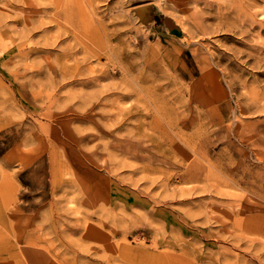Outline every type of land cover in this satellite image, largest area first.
I'll list each match as a JSON object with an SVG mask.
<instances>
[{
  "label": "rangeland",
  "instance_id": "374dc122",
  "mask_svg": "<svg viewBox=\"0 0 264 264\" xmlns=\"http://www.w3.org/2000/svg\"><path fill=\"white\" fill-rule=\"evenodd\" d=\"M0 264H264V0H0Z\"/></svg>",
  "mask_w": 264,
  "mask_h": 264
},
{
  "label": "bare ground",
  "instance_id": "6f19581e",
  "mask_svg": "<svg viewBox=\"0 0 264 264\" xmlns=\"http://www.w3.org/2000/svg\"><path fill=\"white\" fill-rule=\"evenodd\" d=\"M80 3V2H79ZM84 5V4H83ZM76 7H77V4H76ZM79 7V6H78ZM89 15V14H88ZM8 16V15H7ZM80 17H81V15H79ZM29 24V23H28ZM26 25H27V23H26ZM95 26V25H94ZM94 26H93V28H94ZM96 28V27H95ZM93 30V29H92ZM97 31H98V29H97ZM88 33V32H87ZM89 34H91V31L89 32ZM206 86V85H205ZM213 86V85H212ZM209 87V86H208ZM205 92V91H204ZM217 97V96H216ZM262 230H263V228H262Z\"/></svg>",
  "mask_w": 264,
  "mask_h": 264
}]
</instances>
